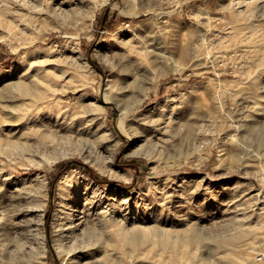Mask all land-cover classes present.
I'll return each instance as SVG.
<instances>
[{
  "label": "rangeland",
  "instance_id": "374dc122",
  "mask_svg": "<svg viewBox=\"0 0 264 264\" xmlns=\"http://www.w3.org/2000/svg\"><path fill=\"white\" fill-rule=\"evenodd\" d=\"M0 37V264H264V0H0Z\"/></svg>",
  "mask_w": 264,
  "mask_h": 264
},
{
  "label": "bare ground",
  "instance_id": "6f19581e",
  "mask_svg": "<svg viewBox=\"0 0 264 264\" xmlns=\"http://www.w3.org/2000/svg\"><path fill=\"white\" fill-rule=\"evenodd\" d=\"M106 1V0H105ZM127 1V0H126ZM92 17H94V14H92ZM1 38V37H0ZM4 38H6V36L4 37ZM113 81V79L112 80H109L108 81V84L109 85H112V86H114V87H116V88H119L120 90H121V92L123 91V89H124V86H123V84L121 85V84H119V83H113L112 82ZM117 90V89H116ZM118 93H120L119 92V90L117 91ZM104 99H103V102L104 103H106V102H109V101H111L108 97H107V95L105 94V96L103 97ZM101 101V100H100ZM117 107L119 108V111H120V116H119V118H118V121H117V125H118V127H119V129L121 130V132L122 133H124V131L120 128V126H119V122H120V117H126V115H127V111H126V109L123 107V106H121V104H120V102H117ZM40 126H42V125H40ZM191 126V125H190ZM189 127V126H188ZM193 127V126H192ZM193 129V128H192ZM194 130V129H193ZM193 130H191V129H189L188 131H187V133H186V135L187 134H189V133H191V131H193ZM48 134L49 135H53V132L52 131H49L48 132ZM189 136V135H188ZM21 146H23V149H28L29 147L28 146H26V144L25 143H21ZM31 149V148H30ZM33 150H35V149H33ZM54 159V158H53ZM52 159V160H53ZM53 162V161H52ZM73 172L72 171H67L66 173H65V175L62 177V179H61V188H60V200H59V202H58V204H57V207H56V209H55V216H54V221L58 224V226L62 223L63 225H65L66 226V228L65 229H67V233H75V231L74 230H76L77 228H78V224H76L74 221L76 220V219H80L81 217H83V216H77V217H75V215H76V213H74V210H75V208H76V203H78L79 201H80V199L82 200V198H83V185L82 184H79L77 181H76V179L74 178V176H73V174H72ZM85 178L86 179H88V180H90L91 182H94L91 178H89L88 176H86L85 175ZM39 182H38V184H39V190L37 189L36 191H38V192H40V194H41V196L39 195V197H40V200H41V202L39 203L38 202V205H36V206H39V207H42L41 209L42 210H44L45 209V207H43L44 205L42 204L43 203V200H44V197H45V194H46V191H45V184H44V182H43V179H40V180H38ZM37 183V182H36ZM85 185V184H84ZM87 188V187H86ZM38 196V195H37ZM37 199V198H36ZM46 199V198H45ZM38 200V199H37ZM37 200H36V202H37ZM39 200V201H40ZM45 204V203H44ZM38 207V208H39ZM40 209V208H39ZM83 212H85L84 210H83ZM82 212V213H83ZM65 216V218H67V220L69 221V222H63V220H62V217L61 216ZM42 216V215H41ZM53 221V222H54ZM61 224V225H62ZM57 226V225H56ZM40 234H42L41 236H43L41 239V248L42 249H45L46 248V243H45V238H44V228L43 227H41L40 228ZM195 237H197V236H195ZM74 238V237H73Z\"/></svg>",
  "mask_w": 264,
  "mask_h": 264
},
{
  "label": "built area",
  "instance_id": "2783aa9c",
  "mask_svg": "<svg viewBox=\"0 0 264 264\" xmlns=\"http://www.w3.org/2000/svg\"><path fill=\"white\" fill-rule=\"evenodd\" d=\"M259 259H262V257H259Z\"/></svg>",
  "mask_w": 264,
  "mask_h": 264
}]
</instances>
